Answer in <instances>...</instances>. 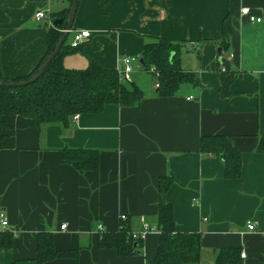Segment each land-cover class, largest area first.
I'll list each match as a JSON object with an SVG mask.
<instances>
[{"label":"crops","instance_id":"crops-1","mask_svg":"<svg viewBox=\"0 0 264 264\" xmlns=\"http://www.w3.org/2000/svg\"><path fill=\"white\" fill-rule=\"evenodd\" d=\"M70 6L71 0H0L4 78L32 72L47 53L53 21ZM242 9L260 22H248ZM39 12L45 18L36 20ZM71 29L90 38L63 57L65 68L84 69L89 58L120 72V57L135 58L124 84L142 98L133 107L108 105L72 117L67 125L36 129L26 118L5 120L0 211L8 225L0 226V264H146L160 239L162 178L170 180L164 201L175 232L200 235L198 264H213L215 252L226 248H238L242 264H259L264 153L255 149L264 137V0H78ZM159 39L175 45L181 70L193 77L169 97L158 95L155 69L139 62L144 46ZM217 136L239 152L237 179L225 177L219 154L200 151L201 138ZM63 149L96 151L97 170L81 171L63 159ZM122 226L142 234L140 255L99 248L102 235ZM41 234L68 256L39 263Z\"/></svg>","mask_w":264,"mask_h":264},{"label":"trees","instance_id":"trees-1","mask_svg":"<svg viewBox=\"0 0 264 264\" xmlns=\"http://www.w3.org/2000/svg\"><path fill=\"white\" fill-rule=\"evenodd\" d=\"M61 29L63 27H60ZM60 30L50 29L47 53L31 73L15 79H6L0 71V82L15 84L36 75L43 61L58 43L62 35ZM174 48L175 45L162 39L155 40L144 46L140 57L145 68L152 66L158 74L157 93L161 97L172 96L180 84L193 82L192 75L181 70L179 61L173 53ZM79 49V46L66 47L64 43L43 74L29 85L10 88L0 84V150L6 148L5 120L9 117L29 119L38 129L45 124L67 125L74 115L97 114L108 105L133 107L138 104L142 98L140 91L124 84L116 70L102 68L86 57V68H65L63 57ZM82 54L84 56V53ZM222 87L221 94L225 96L226 89L225 86ZM199 147L203 153L219 154L227 179L239 177L241 168L239 152L231 147L224 137H203L200 139ZM255 151L264 153V137L259 140ZM61 152L65 161L75 162L81 171L97 170L99 159L96 151L63 149ZM169 185L168 178L159 181L155 230L160 234V239L155 257L146 264H198L200 235L175 232L172 208L164 201ZM37 244L39 263L68 256L67 253L55 252L51 238L46 235L41 234ZM98 246L102 249H113L123 257L141 254V240L132 238V234L124 226L117 233L102 235ZM213 264H242L240 250L226 248L215 252ZM259 264H264L263 258Z\"/></svg>","mask_w":264,"mask_h":264},{"label":"built area","instance_id":"built-area-1","mask_svg":"<svg viewBox=\"0 0 264 264\" xmlns=\"http://www.w3.org/2000/svg\"><path fill=\"white\" fill-rule=\"evenodd\" d=\"M241 15H244L246 16L247 18V21L252 23V22H260V19L258 18H254L253 16H251L249 13H248V10L247 9H242L241 10ZM45 18V15L42 13V12H39L37 14H35V19L36 20H41ZM51 23V22H50ZM62 32V30H61ZM72 32V40L71 42L69 43V47L70 48H76L78 47L79 45H81L83 43V41L87 40L90 38V33L87 32V31H70ZM119 61L121 62L122 64V70L119 73V77H120V80L123 81V82H130V75L132 73V64L134 62H137V59L135 58H131V57H120L119 58ZM78 118V115H74L73 116V119L74 120H77ZM121 219H125L124 216H121ZM8 223H7V220L3 214L2 211H0V226L2 228H5L7 227ZM65 228V225H62L61 226V229H64ZM99 229L101 227H98ZM248 229L249 230H253V226L252 225H248ZM142 234L141 235H135V234H132V238L134 239H137V238H141ZM240 257L243 259L244 258V254L241 253L240 254Z\"/></svg>","mask_w":264,"mask_h":264},{"label":"water","instance_id":"water-1","mask_svg":"<svg viewBox=\"0 0 264 264\" xmlns=\"http://www.w3.org/2000/svg\"><path fill=\"white\" fill-rule=\"evenodd\" d=\"M77 2H78V0H71V6L69 8V12H68L67 18L65 20L64 19H56V20L53 21L52 26L55 29L63 27L62 32H61L62 35L59 38V41L56 44L53 52L51 54H49V56H47V58L43 61V63L39 67V69L37 71V74L34 75L29 80L24 81V82H18V83H15V84L14 83L3 84L2 82H0V84L4 85L5 87H10V88L21 87V86L29 85V84L35 82L43 74L45 69L50 64V62L59 53L62 45L65 43V40H66V38L68 36V33H70V31H72L71 27H72V22H73L74 15H75V12H76ZM217 59H218V61L221 60V50H217ZM139 62L142 63V60H139Z\"/></svg>","mask_w":264,"mask_h":264}]
</instances>
